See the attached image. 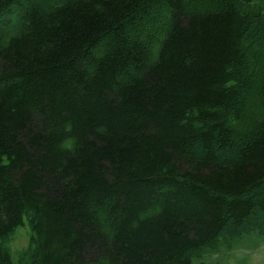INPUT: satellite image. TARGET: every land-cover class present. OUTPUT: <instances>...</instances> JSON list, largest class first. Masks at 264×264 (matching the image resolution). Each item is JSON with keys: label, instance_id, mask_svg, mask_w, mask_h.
Here are the masks:
<instances>
[{"label": "trees", "instance_id": "trees-1", "mask_svg": "<svg viewBox=\"0 0 264 264\" xmlns=\"http://www.w3.org/2000/svg\"><path fill=\"white\" fill-rule=\"evenodd\" d=\"M25 220L21 264L264 239V0H0V264Z\"/></svg>", "mask_w": 264, "mask_h": 264}, {"label": "rangeland", "instance_id": "rangeland-1", "mask_svg": "<svg viewBox=\"0 0 264 264\" xmlns=\"http://www.w3.org/2000/svg\"><path fill=\"white\" fill-rule=\"evenodd\" d=\"M32 237L33 232L27 220L9 236L6 246L15 264H21V256L28 254L33 248ZM195 262L197 264H264V239L249 237L234 250L208 253Z\"/></svg>", "mask_w": 264, "mask_h": 264}]
</instances>
